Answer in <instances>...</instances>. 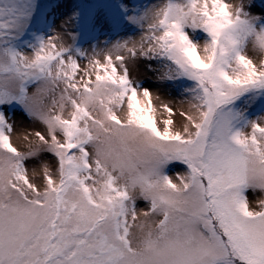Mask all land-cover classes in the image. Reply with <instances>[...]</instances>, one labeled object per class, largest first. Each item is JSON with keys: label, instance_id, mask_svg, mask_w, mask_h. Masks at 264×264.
Here are the masks:
<instances>
[{"label": "snow or ice", "instance_id": "6c2138e0", "mask_svg": "<svg viewBox=\"0 0 264 264\" xmlns=\"http://www.w3.org/2000/svg\"><path fill=\"white\" fill-rule=\"evenodd\" d=\"M0 264H264V0H0Z\"/></svg>", "mask_w": 264, "mask_h": 264}, {"label": "rangeland", "instance_id": "374dc122", "mask_svg": "<svg viewBox=\"0 0 264 264\" xmlns=\"http://www.w3.org/2000/svg\"><path fill=\"white\" fill-rule=\"evenodd\" d=\"M69 2H75V0H69ZM147 2H156V0H147ZM229 3L237 2V0H227ZM104 37H101L103 39ZM132 75L136 76L139 73L137 70L133 69ZM151 73H149V77H151ZM145 86L149 87L150 91L153 93V98L155 100L156 96H160L161 100H170L173 102H178L180 99L179 96H177L175 93H172L171 95L166 94L165 89L168 88L167 84H161L160 82L156 81L155 79H148ZM26 116V114H25ZM143 205L141 204V207Z\"/></svg>", "mask_w": 264, "mask_h": 264}]
</instances>
